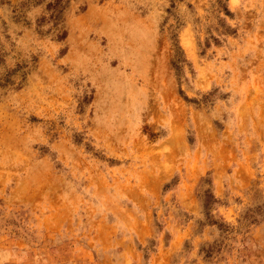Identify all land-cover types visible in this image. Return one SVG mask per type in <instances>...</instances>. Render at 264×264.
Instances as JSON below:
<instances>
[{"label":"rangeland","instance_id":"obj_1","mask_svg":"<svg viewBox=\"0 0 264 264\" xmlns=\"http://www.w3.org/2000/svg\"><path fill=\"white\" fill-rule=\"evenodd\" d=\"M0 264H264V0H0Z\"/></svg>","mask_w":264,"mask_h":264}]
</instances>
